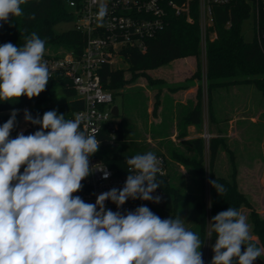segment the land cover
Here are the masks:
<instances>
[{"label": "clouds", "instance_id": "clouds-1", "mask_svg": "<svg viewBox=\"0 0 264 264\" xmlns=\"http://www.w3.org/2000/svg\"><path fill=\"white\" fill-rule=\"evenodd\" d=\"M26 3L0 0V22L22 17ZM96 15L102 23L106 5ZM45 44L32 32L22 46L0 45V101L31 99L45 91L51 79ZM17 114L13 110L0 126V264H204V240L180 215L162 219L146 205L126 212L105 206L111 201L120 209L129 199L161 202L153 195L162 183L155 153L127 158L123 188L87 203L73 195L82 191V181L96 170L103 179L110 176L106 168L90 167L89 158L100 147L97 136L81 130L79 116L66 120L50 110L34 118L25 110V122L39 130L12 138ZM208 182L219 196L227 192L216 179ZM209 224L216 238L211 264H254L264 255L239 210L228 207Z\"/></svg>", "mask_w": 264, "mask_h": 264}, {"label": "trees", "instance_id": "trees-1", "mask_svg": "<svg viewBox=\"0 0 264 264\" xmlns=\"http://www.w3.org/2000/svg\"><path fill=\"white\" fill-rule=\"evenodd\" d=\"M24 15L18 18H10L9 22H0V45L11 42L14 45L22 46L25 37L32 32H36L41 39L46 41L45 50L52 49L51 53L45 52L48 56L60 57L67 52L73 51L76 55H81L85 44V37L75 28L63 32H57L55 27L62 21H72L75 18L74 10L69 7L67 0H27L21 6ZM251 3L248 0H235L228 5H216L214 7L215 22L212 30L217 36L207 43L206 74L207 92L209 97V120H212L211 96L213 90L218 87L232 84H254L264 95V49L256 40L247 41L242 31L243 21L250 16ZM231 22L228 26L227 23ZM63 49L62 52L60 50ZM125 61L128 63L127 69L105 65L101 69V80L103 86L116 92L123 89L131 82L136 75H146L150 69L159 68L169 62L187 56L201 58L200 30L197 21L190 23L183 17H173L169 25L148 42L145 52L134 48H127L123 51ZM126 72H131L127 77ZM202 73V72H201ZM197 74H200L198 69ZM148 80L153 82L154 78L148 76ZM160 80V79H159ZM199 103L187 114L186 124L195 125L202 129L204 114L202 109L203 90L199 89ZM83 107L82 101L69 80L57 78L48 82L45 91L38 97L29 99L21 96L15 102L0 101V126L10 118L13 110L28 109L34 117H41L46 111L56 110L58 114H64L65 119H70L74 113ZM18 112V111H17ZM16 127L11 133L15 138ZM117 137L122 138L123 127L120 122ZM197 148L194 156L178 157L184 165L192 168V173L196 177L200 192L198 194L181 191L175 182L167 174L160 181L161 188L165 191L167 199L163 205L153 207L156 215L162 219L172 216L175 218L178 209L183 201L191 202L196 210V220L189 230L198 234L201 240L206 239L207 234V208L205 201V166H204V141L202 137L192 140ZM219 138H212L210 141V162L213 164L218 153L220 144ZM103 159L111 166L125 163L126 157L115 156ZM23 168H21V172ZM232 183L224 178L211 176V180L223 183L230 192L237 195L232 208L237 209L247 201L244 193L236 184V168L232 174ZM213 187L211 194L213 196ZM221 212V210L211 209V219ZM252 229L251 234L264 238V215H259L253 210L251 212ZM210 254L208 264H211L214 255L212 245L215 243V233L210 230ZM203 243V245H204ZM201 247V252L203 249ZM243 250V249H242Z\"/></svg>", "mask_w": 264, "mask_h": 264}, {"label": "built area", "instance_id": "built-area-1", "mask_svg": "<svg viewBox=\"0 0 264 264\" xmlns=\"http://www.w3.org/2000/svg\"><path fill=\"white\" fill-rule=\"evenodd\" d=\"M235 0H67L70 8L74 10V28L85 37V44L81 55L73 51L60 57L44 54L51 72V79L62 78L69 80L77 97L82 101L83 107L77 110L70 119L81 118V130L88 134H95L100 141V147L115 143L117 140L118 125L113 120L112 108L115 96L112 91L103 86L101 69L105 65L118 67L119 60L125 59L123 51L134 48L145 52L148 42L164 30L173 17H183L186 21H197L200 30L201 57L206 60L207 43L217 34L212 30L215 22L214 7L228 5ZM251 3L250 15H253L255 35L264 49V0H248ZM101 4L106 5L107 15L101 23L97 19V12ZM228 26L231 25L229 21ZM204 70V69H203ZM206 71V67H205ZM209 97L207 89L203 91L202 109L204 114L201 137L204 141L205 177L210 175V141L213 138L209 122ZM19 110L21 124L17 132L24 135L39 130V125L25 122L24 112ZM33 116L32 112L28 110ZM34 117V116H33ZM35 118V117H34ZM101 153L96 152L89 158L90 167L106 170L110 173L108 179H103V172L96 170L82 181L83 189L73 195H79L87 203H95L96 197L112 188L122 189L128 176L127 158L125 163L111 166ZM161 162L162 173L158 180L167 175L166 157L156 154ZM209 167V168H208ZM206 181V179H205ZM211 186V185H210ZM211 188V187H210ZM154 196L161 197L160 203L129 199L120 209L111 201L105 206L112 211H134L138 206L146 205L153 211V207L164 204L167 195L162 188H158ZM207 208V202H206ZM207 234L202 254L204 264H208L210 254L211 210L207 208ZM210 218V220H209Z\"/></svg>", "mask_w": 264, "mask_h": 264}, {"label": "rangeland", "instance_id": "rangeland-1", "mask_svg": "<svg viewBox=\"0 0 264 264\" xmlns=\"http://www.w3.org/2000/svg\"><path fill=\"white\" fill-rule=\"evenodd\" d=\"M74 25V20L62 21L56 25L55 30L57 32L67 31L73 29ZM242 31L247 41H258V38L255 35L253 15H250L243 21ZM51 51L53 50H45L47 53H51ZM62 51L63 49L60 50V52ZM191 57L194 63L197 62V71L198 69L200 70V74L196 75L201 84L200 88L203 86V89L206 91L208 82L205 71L206 60L203 56L200 59L195 56ZM169 65L170 62L159 68L148 70L146 75H136L135 78L123 89L115 93L114 104L119 106L120 115L114 116L113 120L117 123L122 122L125 135L122 138L117 139L113 144L99 147L97 152L101 153L102 157L111 158L119 154L128 155L149 151L158 152L163 148L162 144H164V142L168 145L174 143V140L171 138L164 141L157 139V133L155 130L158 125L156 119L158 118L161 93H163L165 91L164 89L167 87L174 90L184 85V82L173 83L170 79L166 81L164 78H157L159 75L164 74V72L171 70V66ZM118 67L127 69L128 63L124 59H121L119 60ZM126 76L130 77L131 72H126ZM148 76H152L154 81H149ZM216 90L215 101H218L219 104L223 102L225 105L227 104V94L229 93L231 95L233 91H235L234 88H217ZM238 90L240 91L239 93H234L236 94V98L244 100V150L239 159L243 168V171L240 173L242 184L241 190L244 191V196L247 199V201L244 202V207L241 209V213L247 218L251 233V212L255 210L259 215H264V116L262 115L260 118L257 116V113H264V95L254 84H244L238 87ZM150 103L154 106V109L149 113L147 107ZM236 103L237 101L234 103L232 109L235 108ZM17 111L19 112V110ZM252 116L256 119L258 118L257 123H250L249 117ZM150 120L154 121V123L151 124ZM21 122V119H18L17 125L19 126ZM200 130L201 128H198V131ZM151 133H153V135H151ZM173 133L174 131L171 129L168 135H172ZM220 146L221 144H219V147ZM230 158V155L223 156L220 154L213 164L210 162V175L208 174L207 178L205 177V201L207 202L209 212L212 208L221 210L217 206H220L221 203L220 200V204L217 202L215 188L212 190L213 196L211 194V186L208 182L211 180V176H216L219 179L224 178L232 183V174L234 168H236L235 181L237 187L239 185V172L237 166L236 164L233 166L231 164V160L234 162L237 156H232L233 159ZM181 179L182 181L178 180L175 182L176 186L181 191L194 194L200 192L199 183L193 173H190L189 177L185 176ZM235 196L237 197L236 194ZM178 210L177 215L184 218L185 227L189 230L196 220V210L194 206L191 202L183 201ZM209 230L210 224L208 227V231ZM251 236L257 246L264 248V238L252 234ZM254 264H264V255L254 261Z\"/></svg>", "mask_w": 264, "mask_h": 264}, {"label": "crops", "instance_id": "crops-1", "mask_svg": "<svg viewBox=\"0 0 264 264\" xmlns=\"http://www.w3.org/2000/svg\"><path fill=\"white\" fill-rule=\"evenodd\" d=\"M169 66H171V70L164 72V74L159 75L157 78H164L166 81L170 79L173 83L184 82V85L174 90H172L170 87H167L164 89L165 91L161 93L158 118L156 119L158 125L157 129L155 130L157 133V139L164 141L168 138H171L174 140V143L168 145L164 142V144H162L163 148L160 151L153 153L163 154L166 157L167 174L174 182H176L178 180L182 181L181 178H184L185 176L189 177L190 173H192V168H189L180 162L178 157H181V155L189 157L194 156L197 152V148L192 140L201 136V130L198 131V128L195 125L186 124V117L188 112L199 103V89L201 84L198 77L196 76L197 62L194 63L191 56L175 59L170 62ZM242 85L244 84H232L218 87L219 89L234 88L235 90L231 95L229 93L227 94L226 105L223 104V102L219 104L218 101H215V92L217 91V88L213 90L211 96L213 117L211 121L209 120V122H211L210 132L212 133L213 137L219 138L221 141V146L218 148L215 161L220 154L223 156L230 155V159H233L232 156H237L234 162L231 160V164L232 166L234 164L237 166V170L239 172L238 189L241 192H244L241 190L242 184L240 176L243 168L241 162L239 161L244 150V100L237 99L236 94H234L240 92L238 87ZM202 90L204 91L203 86ZM236 101L237 103L235 108L232 109ZM152 109H154V106L150 103L147 107V110L150 113ZM262 115L264 116V113H257L258 118H260ZM258 118L256 119L253 116L249 117L250 123H257ZM150 122L151 124L154 123L152 120H150ZM115 123L118 125V128H120V122ZM171 129L174 131V133L172 135H168ZM124 135L125 131L123 129V136ZM151 135H153V133H151ZM144 153L146 152L138 154ZM130 155L137 154H119L115 156L127 157ZM220 184L224 185L223 183ZM225 188L227 189L226 186ZM216 199L218 204H222H220V206L217 205L218 208L224 211L227 210L228 207H232L237 197L234 193L227 189V192L222 196H219L216 191ZM243 207L244 204L240 205L238 210L241 212Z\"/></svg>", "mask_w": 264, "mask_h": 264}, {"label": "water", "instance_id": "water-1", "mask_svg": "<svg viewBox=\"0 0 264 264\" xmlns=\"http://www.w3.org/2000/svg\"><path fill=\"white\" fill-rule=\"evenodd\" d=\"M112 113H113L114 116H119V115H120L118 105H114V106H113V108H112Z\"/></svg>", "mask_w": 264, "mask_h": 264}]
</instances>
